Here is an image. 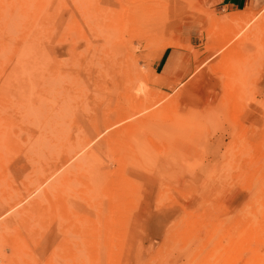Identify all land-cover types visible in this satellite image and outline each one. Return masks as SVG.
Segmentation results:
<instances>
[{"label": "rangeland", "instance_id": "obj_1", "mask_svg": "<svg viewBox=\"0 0 264 264\" xmlns=\"http://www.w3.org/2000/svg\"><path fill=\"white\" fill-rule=\"evenodd\" d=\"M1 145L0 264H261L264 5L0 0Z\"/></svg>", "mask_w": 264, "mask_h": 264}, {"label": "crops", "instance_id": "obj_2", "mask_svg": "<svg viewBox=\"0 0 264 264\" xmlns=\"http://www.w3.org/2000/svg\"><path fill=\"white\" fill-rule=\"evenodd\" d=\"M218 3L220 4V7L228 11H243V10H257L259 7L264 5V0H218ZM168 54L167 51L164 50L162 52V56L161 55H160L161 57L159 56L160 60L158 63L159 64L161 63V70L159 74H161L162 69L166 64V58ZM174 76L163 74L162 79L173 81L175 79Z\"/></svg>", "mask_w": 264, "mask_h": 264}, {"label": "bare ground", "instance_id": "obj_3", "mask_svg": "<svg viewBox=\"0 0 264 264\" xmlns=\"http://www.w3.org/2000/svg\"><path fill=\"white\" fill-rule=\"evenodd\" d=\"M107 56H108V54H107ZM96 57V56H95ZM104 58H107V57H104ZM102 61V60H101ZM123 64V63H122ZM126 64V63H125ZM105 66V65H104ZM124 66V65H123ZM104 68V67H103ZM122 68V67H121ZM137 72H138V70H137ZM112 77V76H111ZM151 91V90H150ZM141 105V104H140ZM145 105H147V104H145ZM145 105H142V107L141 108H143V106H145ZM140 107V106H139ZM141 108H139V109H141ZM138 109V110H139ZM11 121V120H10ZM179 124V123H178ZM8 131V130H7ZM155 131V130H154ZM179 132V131H178ZM2 133V132H1ZM8 133L9 132H7V134L6 135H8ZM2 134H4V133H2ZM53 135V134H52ZM143 135V134H142ZM176 135V134H175ZM7 137H9V136H7ZM31 137V136H30ZM54 137V136H53ZM90 137V136H89ZM10 138V137H9ZM43 139V138H42ZM75 140V139H74ZM143 140V139H142ZM5 141V140H4ZM9 141V140H8ZM7 141V142H8ZM34 141V140H33ZM124 141V140H123ZM12 141H10V143H11ZM36 142H37V140H36ZM4 143V142H3ZM31 143V142H30ZM34 143V142H33ZM38 143V142H37ZM9 144V143H8ZM15 144H16V142H15ZM43 144H44V142H43ZM47 144V143H46ZM78 144V143H77ZM138 144V143H137ZM11 145H13L12 143H11ZM32 145H35V144H31V146ZM144 145V144H143ZM7 146V145H6ZM36 147H37V145H35ZM141 146H142V144H141ZM1 147V149H3V147H2V145L0 146ZM28 147H30V146H28ZM40 147H42L41 146V142H40ZM74 147H76V146H74ZM6 148V147H5ZM10 148V147H9ZM43 148V147H42ZM70 148V147H69ZM124 148V147H123ZM138 148V147H137ZM29 149V148H28ZM68 149V148H67ZM125 149V148H124ZM5 150V149H4ZM14 150V149H13ZM43 150H45V149H43ZM134 150H136V149H134ZM141 150V149H140ZM138 151V153H140L141 151L143 152L144 150H141V151ZM146 150V149H145ZM3 151V150H2ZM7 151V150H6ZM11 151V150H10ZM69 151H70V149H69ZM151 151V150H150ZM149 151V152H150ZM1 152V151H0ZM28 152V151H27ZM34 152H35V150H34ZM39 152H40V149H39ZM72 152V151H71ZM129 152V151H128ZM141 152V153H142ZM152 152V151H151ZM10 153H12V152H10ZM30 153H31V151H30ZM70 153V152H69ZM140 153V154H141ZM153 153V152H152ZM133 154V153H132ZM131 154V155H132ZM156 154V153H155ZM4 155V154H3ZM33 155V154H32ZM2 156V155H1ZM5 156V155H4ZM154 156V155H153ZM17 157V156H16ZM68 157V156H67ZM3 158H5V157H3ZM2 159V158H1ZM0 159V160H1ZM154 159V158H153ZM4 160V159H3ZM8 160V159H7ZM137 160V159H136ZM3 162V161H2ZM149 162V161H148ZM8 163V162H7ZM10 163V162H9ZM132 163V162H131ZM133 163H136V162H133ZM3 164H5L4 162H3ZM82 164V163H81ZM1 165V164H0ZM169 166V165H168ZM1 167V166H0ZM128 167V166H127ZM4 169V168H3ZM7 170V169H6ZM74 170V169H73ZM5 170H3V172H4ZM97 171V170H96ZM7 175V174H6ZM172 175V174H171ZM35 176V175H34ZM80 176V175H79ZM174 178V177H173ZM12 179V178H11ZM35 179V178H34ZM18 180V179H17ZM30 180V179H29ZM3 182V181H2ZM2 182H1V184H2ZM14 182V181H13ZM12 182V183H13ZM97 182H99L98 180H97ZM101 182V181H100ZM144 182V181H143ZM10 183V182H9ZM95 183H96V179H95ZM22 184V183H21ZM13 185V184H12ZM1 186V185H0ZM5 186V185H4ZM9 186V185H8ZM36 186V185H35ZM136 186H138L137 184H136ZM10 187V186H9ZM53 187V186H52ZM72 187H74V186H72ZM92 187V186H91ZM93 187H95L94 185H93ZM139 187V186H138ZM27 188H28V186H27ZM44 188V187H43ZM134 188H136V187H134ZM52 189V188H51ZM55 189V188H54ZM53 190V189H52ZM57 190H59V189H57ZM1 191V190H0ZM143 193H144V189H142L141 190ZM2 192V191H1ZM5 192V191H4ZM12 192V191H11ZM38 193V192H37ZM41 193V192H40ZM4 194V193H3ZM11 194V193H10ZM17 194V193H16ZM15 194V195H16ZM15 195H13V196H15ZM57 195V194H56ZM1 196V195H0ZM17 196V195H16ZM40 195H39V193H38V196L37 197H39ZM58 196V195H57ZM63 196V195H62ZM136 197V196H135ZM12 199H14V198H12ZM51 199V198H50ZM11 200V199H10ZM5 201V200H4ZM9 201V200H8ZM52 201V200H51ZM14 202V201H13ZM32 202H33V200H32ZM32 202H30V203H32ZM1 203V202H0ZM34 203V202H33ZM41 203V202H40ZM47 203V202H46ZM64 203V202H63ZM36 203H34V205H35ZM37 204H39V203H37ZM66 204V203H65ZM65 204H64V206H65ZM126 204V203H125ZM142 204V203H141ZM48 205V204H47ZM12 206V205H11ZM36 206V205H35ZM55 206V205H54ZM54 206H53V208H54ZM69 206V205H68ZM91 206V205H90ZM48 207H49V205H48ZM70 207V206H69ZM40 208H41V206H40ZM67 208V207H66ZM47 209V208H46ZM51 209V208H50ZM24 210V209H23ZM40 210V209H39ZM49 210V209H48ZM54 211H55V209H53ZM28 211V210H27ZM41 211V210H40ZM39 212V211H38ZM30 212H28V214H29ZM47 213V212H46ZM57 214V213H56ZM59 214V213H58ZM26 215V214H25ZM30 215V214H29ZM54 215V214H53ZM26 216H28V215H26ZM32 216V215H31ZM36 216V215H35ZM103 216V215H102ZM10 217V216H9ZM13 217V216H12ZM15 217V216H14ZM29 217V216H28ZM94 217V216H93ZM96 217V216H95ZM99 217V216H98ZM105 217V216H104ZM23 218V217H22ZM103 218V217H102ZM21 219V218H20ZM88 219V218H87ZM7 220V219H6ZM9 220H10V218H9ZM12 220V219H11ZM15 220V219H14ZM98 220V219H97ZM5 221V220H4ZM3 221V222H4ZM21 221V220H20ZM99 221V220H98ZM98 221H97V223H98ZM107 221V220H106ZM22 222V221H21ZM94 222V221H93ZM100 223V222H99ZM12 224V223H11ZM96 224V223H95ZM106 224V223H105ZM36 225V224H35ZM94 225V224H93ZM96 226V225H95ZM100 225H98V227H99ZM5 227V226H4ZM3 227V228H4ZM110 227V226H109ZM1 228V227H0ZM6 229V228H5ZM97 229V228H96ZM99 230H100V228H99ZM98 230V231H99ZM102 230H103V228H102ZM106 230H108V229H106ZM93 233V232H92ZM106 233H108V232H106ZM23 234H24V232H23ZM66 234H68V233H66ZM97 234H98V232H97ZM103 235H105V234H103ZM23 237V236H22ZM56 237V236H55ZM78 237V236H77ZM92 237V236H91ZM263 238V246H264V231H263V236H262ZM24 238V237H23ZM98 238V237H97ZM20 239H21V237H20ZM108 239V238H107ZM97 240H99V239H97ZM106 240V239H105ZM43 241V240H42ZM45 241V240H44ZM96 243V242H95ZM44 259H47V258H44ZM43 259V260H44ZM51 260V259H50ZM39 261H41V260H39ZM1 262V261H0ZM4 262V261H3ZM28 262V261H27ZM46 262V261H45ZM49 262V261H48ZM51 262V261H50ZM43 264V263H42ZM46 264V263H45ZM261 264H264V256H263V260H262V263Z\"/></svg>", "mask_w": 264, "mask_h": 264}]
</instances>
